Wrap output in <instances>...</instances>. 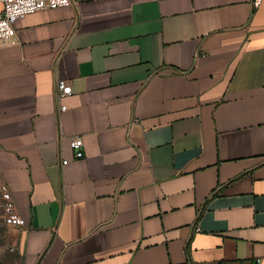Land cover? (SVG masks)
Wrapping results in <instances>:
<instances>
[{
  "label": "crops",
  "instance_id": "crops-1",
  "mask_svg": "<svg viewBox=\"0 0 264 264\" xmlns=\"http://www.w3.org/2000/svg\"><path fill=\"white\" fill-rule=\"evenodd\" d=\"M72 2L0 48L20 264H264V0Z\"/></svg>",
  "mask_w": 264,
  "mask_h": 264
},
{
  "label": "built area",
  "instance_id": "built-area-1",
  "mask_svg": "<svg viewBox=\"0 0 264 264\" xmlns=\"http://www.w3.org/2000/svg\"><path fill=\"white\" fill-rule=\"evenodd\" d=\"M261 0H252L251 6L257 8ZM72 0H0V48L7 47L15 42L14 25L19 19L40 11L54 10L57 8L72 6ZM72 94V88L66 80L57 79L55 82V97L61 101ZM62 105L60 111H65ZM69 146L74 153L75 159L83 158V142L80 137L69 139ZM67 161H62V165ZM0 201L3 213V223L13 229H22L24 221L18 214L12 197L4 185H0ZM195 232H200L196 227Z\"/></svg>",
  "mask_w": 264,
  "mask_h": 264
},
{
  "label": "rangeland",
  "instance_id": "rangeland-1",
  "mask_svg": "<svg viewBox=\"0 0 264 264\" xmlns=\"http://www.w3.org/2000/svg\"><path fill=\"white\" fill-rule=\"evenodd\" d=\"M15 231L3 223V213L0 201V264H20V258L15 249Z\"/></svg>",
  "mask_w": 264,
  "mask_h": 264
}]
</instances>
